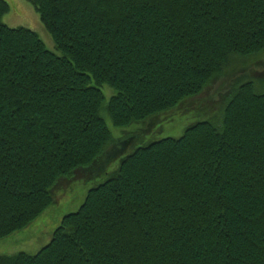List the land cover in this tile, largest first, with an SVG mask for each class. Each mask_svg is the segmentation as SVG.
<instances>
[{"label": "trees", "instance_id": "trees-1", "mask_svg": "<svg viewBox=\"0 0 264 264\" xmlns=\"http://www.w3.org/2000/svg\"><path fill=\"white\" fill-rule=\"evenodd\" d=\"M27 1L60 54L3 24L0 0V239L47 222L55 185L118 145L100 113L150 126L264 51V0ZM130 144L47 244L0 264H264V89L242 82L217 124Z\"/></svg>", "mask_w": 264, "mask_h": 264}, {"label": "rangeland", "instance_id": "rangeland-1", "mask_svg": "<svg viewBox=\"0 0 264 264\" xmlns=\"http://www.w3.org/2000/svg\"><path fill=\"white\" fill-rule=\"evenodd\" d=\"M5 1L9 5V10L2 16L3 24L10 28L25 27L34 31L47 49L60 54L55 49L52 36L31 3L27 0ZM245 81H252L257 93L264 89V51L247 57L233 56L224 68V72L212 78L199 94L186 99L182 105L171 112L156 117V121L150 126L149 122H134L127 126H115L105 111L100 113L110 130L112 139H118V145L114 144L113 148L103 150L102 154L104 155L88 167L89 169L84 171L85 174L83 170H78L75 173L78 175L77 177H73L68 182L61 180L55 185L52 194L56 203L51 206L54 214L48 211L47 222H43L44 218H40L38 220L41 223L40 226L35 224V220L28 227L0 239V255H12L19 251L35 254L47 244L51 238V230L46 226L56 227L55 222L60 215L77 210L83 202L86 192L113 174L120 157L116 158V152L128 140L132 144L125 148V153L152 140L163 137H179L190 124L196 121L207 120L217 124L231 92L238 84ZM103 92L106 100L114 93L108 86H104Z\"/></svg>", "mask_w": 264, "mask_h": 264}]
</instances>
